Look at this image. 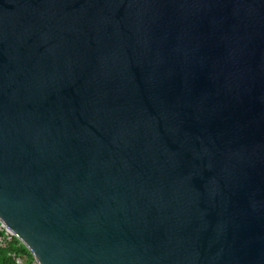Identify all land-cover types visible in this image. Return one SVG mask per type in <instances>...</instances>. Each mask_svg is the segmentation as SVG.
<instances>
[{"label": "water", "instance_id": "obj_1", "mask_svg": "<svg viewBox=\"0 0 264 264\" xmlns=\"http://www.w3.org/2000/svg\"><path fill=\"white\" fill-rule=\"evenodd\" d=\"M0 221L38 264H264V0H0Z\"/></svg>", "mask_w": 264, "mask_h": 264}, {"label": "trees", "instance_id": "obj_2", "mask_svg": "<svg viewBox=\"0 0 264 264\" xmlns=\"http://www.w3.org/2000/svg\"><path fill=\"white\" fill-rule=\"evenodd\" d=\"M10 252L26 258V264H38L27 246L17 237H14L8 248H0V264H17Z\"/></svg>", "mask_w": 264, "mask_h": 264}, {"label": "built area", "instance_id": "obj_3", "mask_svg": "<svg viewBox=\"0 0 264 264\" xmlns=\"http://www.w3.org/2000/svg\"><path fill=\"white\" fill-rule=\"evenodd\" d=\"M14 237H16L15 233L0 221V248H8L13 242ZM10 254L17 264H26V258L17 255L15 252H10Z\"/></svg>", "mask_w": 264, "mask_h": 264}]
</instances>
